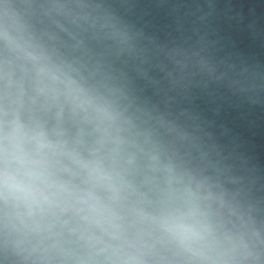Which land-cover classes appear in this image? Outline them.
Instances as JSON below:
<instances>
[{"label":"clouds","instance_id":"clouds-1","mask_svg":"<svg viewBox=\"0 0 264 264\" xmlns=\"http://www.w3.org/2000/svg\"><path fill=\"white\" fill-rule=\"evenodd\" d=\"M149 63L96 0H0V264H264L254 170L135 94Z\"/></svg>","mask_w":264,"mask_h":264},{"label":"water","instance_id":"water-1","mask_svg":"<svg viewBox=\"0 0 264 264\" xmlns=\"http://www.w3.org/2000/svg\"><path fill=\"white\" fill-rule=\"evenodd\" d=\"M96 2L130 25L148 51L147 79L118 65L135 94L202 129L237 173L254 170L253 193L264 201V0ZM177 52L179 65L170 58Z\"/></svg>","mask_w":264,"mask_h":264}]
</instances>
